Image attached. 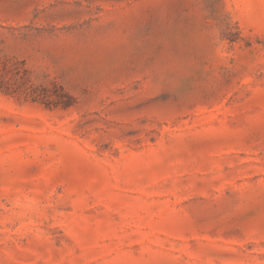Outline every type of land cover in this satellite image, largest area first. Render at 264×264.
I'll list each match as a JSON object with an SVG mask.
<instances>
[{
  "label": "rangeland",
  "instance_id": "rangeland-1",
  "mask_svg": "<svg viewBox=\"0 0 264 264\" xmlns=\"http://www.w3.org/2000/svg\"><path fill=\"white\" fill-rule=\"evenodd\" d=\"M0 264H264V0H0Z\"/></svg>",
  "mask_w": 264,
  "mask_h": 264
},
{
  "label": "trees",
  "instance_id": "trees-1",
  "mask_svg": "<svg viewBox=\"0 0 264 264\" xmlns=\"http://www.w3.org/2000/svg\"><path fill=\"white\" fill-rule=\"evenodd\" d=\"M0 91L32 102L45 101L54 106L59 105L61 108H67L72 104L71 97L61 86L56 83L51 84V87L32 83L27 70L20 62L2 54H0Z\"/></svg>",
  "mask_w": 264,
  "mask_h": 264
}]
</instances>
